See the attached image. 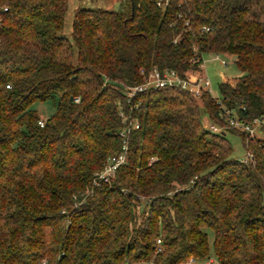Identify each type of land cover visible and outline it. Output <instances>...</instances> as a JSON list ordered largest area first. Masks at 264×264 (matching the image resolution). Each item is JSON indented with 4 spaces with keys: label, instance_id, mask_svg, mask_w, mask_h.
<instances>
[{
    "label": "trees",
    "instance_id": "trees-1",
    "mask_svg": "<svg viewBox=\"0 0 264 264\" xmlns=\"http://www.w3.org/2000/svg\"><path fill=\"white\" fill-rule=\"evenodd\" d=\"M67 3L0 0V264H264V123L252 137L229 123L264 112V0L80 8L71 40ZM206 53L242 72L218 96L161 87L126 102L140 69L197 79ZM123 139L126 163L93 183Z\"/></svg>",
    "mask_w": 264,
    "mask_h": 264
},
{
    "label": "built area",
    "instance_id": "built-area-1",
    "mask_svg": "<svg viewBox=\"0 0 264 264\" xmlns=\"http://www.w3.org/2000/svg\"><path fill=\"white\" fill-rule=\"evenodd\" d=\"M169 0H156V3L162 6H165ZM6 8H4L5 10ZM216 59H220L221 55L214 54ZM203 60V59H202ZM228 60L222 58L221 64L227 65ZM203 67V61L200 65ZM140 73L143 76V82L129 87L124 91V95L126 97V102H130L131 98L138 93L147 91L151 88H163V87H177L183 89L189 93V95L195 99L199 98L202 91H209L211 92V81L208 76L199 77L197 79H185L180 77V75L173 69H163L160 70L156 67L152 68L148 72L144 69H140ZM9 85H6L8 87ZM75 102L79 101V98H74ZM118 107L120 103L118 102ZM119 115L122 117L123 121L126 119V115L124 111L119 109ZM229 123L233 127L247 131L248 134L252 136H260L262 134L260 130V125L264 123V112L259 115L258 117L254 118L251 123H243L234 118H229ZM43 123L40 121V125ZM208 127L213 130L217 131L218 128L210 123ZM120 136H124V130L119 133ZM127 149L125 139L122 140V152L113 154L107 157L103 169L96 174V177L93 180V183L97 184L100 180L103 182L109 181L111 177L114 176L115 171L119 166L126 163V155L125 151ZM246 159H253V156L250 152L246 153ZM154 158L149 159L148 163L150 164ZM159 242V240H158ZM215 259L211 256L205 260H198L194 257H191L185 264H212Z\"/></svg>",
    "mask_w": 264,
    "mask_h": 264
},
{
    "label": "rangeland",
    "instance_id": "rangeland-1",
    "mask_svg": "<svg viewBox=\"0 0 264 264\" xmlns=\"http://www.w3.org/2000/svg\"><path fill=\"white\" fill-rule=\"evenodd\" d=\"M119 4L120 0H68L64 18V27L61 35L71 40V25L75 12L78 9L99 7L108 10H117L119 8ZM219 58L220 59H216L215 55L212 53L203 54V68L211 81V92L215 96H218L219 94L217 84L221 79H231L242 74V72L236 67L233 57L221 56ZM222 58L228 60L227 65L221 64ZM32 108L37 111L41 119L50 117L55 111L54 105L51 101L36 102L32 105ZM209 124L210 122L206 123V125ZM260 136H262V134ZM227 137L233 147L232 155L241 158L245 154V151L239 138L232 134H228ZM211 235L212 234L209 236L210 239L212 237Z\"/></svg>",
    "mask_w": 264,
    "mask_h": 264
},
{
    "label": "crops",
    "instance_id": "crops-1",
    "mask_svg": "<svg viewBox=\"0 0 264 264\" xmlns=\"http://www.w3.org/2000/svg\"><path fill=\"white\" fill-rule=\"evenodd\" d=\"M120 2H121V0H120Z\"/></svg>",
    "mask_w": 264,
    "mask_h": 264
}]
</instances>
